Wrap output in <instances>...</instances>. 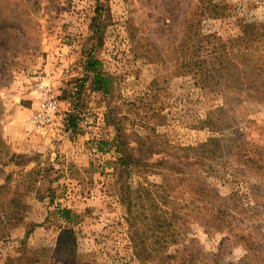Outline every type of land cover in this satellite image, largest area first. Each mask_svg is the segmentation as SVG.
<instances>
[{"label":"rangeland","instance_id":"1","mask_svg":"<svg viewBox=\"0 0 264 264\" xmlns=\"http://www.w3.org/2000/svg\"><path fill=\"white\" fill-rule=\"evenodd\" d=\"M23 120L47 149L14 147ZM0 264H264V0H0Z\"/></svg>","mask_w":264,"mask_h":264},{"label":"built area","instance_id":"2","mask_svg":"<svg viewBox=\"0 0 264 264\" xmlns=\"http://www.w3.org/2000/svg\"><path fill=\"white\" fill-rule=\"evenodd\" d=\"M52 61L58 69L66 68V53L57 51ZM54 83V72L46 67L37 71L31 79L30 90L35 95L36 105L30 117V124L35 131L43 132L57 127L60 100Z\"/></svg>","mask_w":264,"mask_h":264},{"label":"trees","instance_id":"3","mask_svg":"<svg viewBox=\"0 0 264 264\" xmlns=\"http://www.w3.org/2000/svg\"><path fill=\"white\" fill-rule=\"evenodd\" d=\"M91 64L92 63H89V66L86 65L85 72H86L88 77L90 75L93 76V82L92 83L94 85V90L95 91H99V92L107 93V91H108V89H107L108 80L106 78L102 77L101 73L96 71V69L94 67V65L96 63H93V65H91ZM81 91H82V88L77 89V94L76 95L80 94ZM75 118H76V114H75L74 111H70L69 113L66 114V117L64 119L65 120L64 122L66 124L65 125L66 126V129H65L66 132H75L77 130L76 129L77 128V123H76L77 120H75ZM120 145L124 146V144H121V143H120ZM14 157L15 156H13L11 158V160ZM120 161H121V164L123 165V167H125V168H129L130 167V164H129L130 163V156L127 153H124V156L121 157ZM199 188H200L199 190H202V191L206 190V188L204 186H202V185H200ZM198 199L200 201H203L204 200L203 195H199ZM208 199H211L212 201H216V199H219V197L217 195H213V197H212V193H211L210 195H208ZM208 204H209V202H208ZM222 212H220V210H219L218 214L222 215ZM71 215H72V212L70 210H68V209L61 210V217L65 221H67V222L71 221ZM165 216L167 217V219L164 220V221L168 222L166 224L170 223L168 225V227H171L173 224H176V223L184 220L185 218H187V215H181L179 212L166 213ZM219 217L220 216L217 217L218 220H220ZM168 218H169V220H168Z\"/></svg>","mask_w":264,"mask_h":264},{"label":"crops","instance_id":"4","mask_svg":"<svg viewBox=\"0 0 264 264\" xmlns=\"http://www.w3.org/2000/svg\"><path fill=\"white\" fill-rule=\"evenodd\" d=\"M35 105H36V103H35ZM69 106V105H68ZM27 114V116L29 115V113L27 112L26 113ZM21 119V118H20ZM13 120L15 121V118H13ZM16 123H18V122H16ZM27 122L25 121V120H23V121H20L18 124V126L16 125V126H12V130L14 131L13 133H14V140L15 141H13V139L12 140H10L11 141V143L14 145V147L19 151L20 149H19V147L20 148H31V150H44V149H47L48 148V146H49V139L48 138H46L43 134H39V135H33L32 137H31V140H27V139H25L24 138V135H25V132L23 131V129H25V124H26ZM15 129H17V130H15ZM28 129V127L26 128V130ZM50 134V133H49ZM53 134H51V136H52ZM19 140H20V143H19ZM63 147L64 148H68V145H67V142L66 143H64V144H60V143H58L57 145L56 144H53V145H51V149H53V148H57L58 150H62L63 149ZM85 146L83 145V148H84ZM16 150V151H17Z\"/></svg>","mask_w":264,"mask_h":264}]
</instances>
